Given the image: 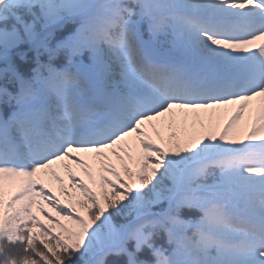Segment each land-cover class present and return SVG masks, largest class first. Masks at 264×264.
Segmentation results:
<instances>
[{"label": "snow or ice", "instance_id": "snow-or-ice-1", "mask_svg": "<svg viewBox=\"0 0 264 264\" xmlns=\"http://www.w3.org/2000/svg\"><path fill=\"white\" fill-rule=\"evenodd\" d=\"M0 264H264V0H0Z\"/></svg>", "mask_w": 264, "mask_h": 264}]
</instances>
